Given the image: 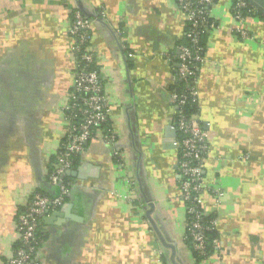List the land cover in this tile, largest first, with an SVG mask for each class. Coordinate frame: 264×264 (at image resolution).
Masks as SVG:
<instances>
[{
  "label": "crops",
  "instance_id": "obj_1",
  "mask_svg": "<svg viewBox=\"0 0 264 264\" xmlns=\"http://www.w3.org/2000/svg\"><path fill=\"white\" fill-rule=\"evenodd\" d=\"M234 0L209 9L198 118L208 134L207 215L218 217L222 257L198 260L186 240V206L173 145L178 45L176 0H0V264L20 242L18 217L49 187L65 134L63 108L76 66L69 35L79 10L117 139L97 130L76 159L70 193L41 218L33 264H264V21L241 39ZM122 153L118 161L115 152Z\"/></svg>",
  "mask_w": 264,
  "mask_h": 264
},
{
  "label": "built area",
  "instance_id": "obj_2",
  "mask_svg": "<svg viewBox=\"0 0 264 264\" xmlns=\"http://www.w3.org/2000/svg\"><path fill=\"white\" fill-rule=\"evenodd\" d=\"M217 0H176L185 19V41L178 45L176 56L178 83L182 89H173L170 97L176 107V138L173 145L179 152L178 172L181 199L186 206V240L200 257H222V243L219 237L210 239L209 233L217 231L218 217L205 213L204 194L208 191L203 175L204 163L209 151L208 134L197 114L185 112L187 105L199 102L197 88L199 66L204 63L202 37L216 24L209 16V9ZM232 12L238 21L236 30L241 39L251 34L243 28L246 20L260 13L249 0H234ZM261 14V13H260ZM264 21V14L261 15ZM93 21L79 10L72 15L69 30L71 54L75 61L76 75L67 104L63 108L66 123L55 166L49 174L50 187H58V195L49 197L36 192L27 208L19 215L17 229L20 242L13 257L7 264H33V259L42 244L40 233L41 218L55 213L68 197L72 181H66V173L73 170L75 160L85 151L87 144L97 130L107 125L110 107L104 92V82L97 65L95 50L91 47V27ZM252 37V36H251ZM106 142L114 143L117 136L113 130L104 133ZM118 161L122 153L115 152ZM210 248L213 250L211 253Z\"/></svg>",
  "mask_w": 264,
  "mask_h": 264
},
{
  "label": "trees",
  "instance_id": "obj_3",
  "mask_svg": "<svg viewBox=\"0 0 264 264\" xmlns=\"http://www.w3.org/2000/svg\"><path fill=\"white\" fill-rule=\"evenodd\" d=\"M204 37H205V36H203V37H202V40H201V43H202L203 48H204ZM182 42H183V41H182ZM173 89H178V90L182 89V85H181V83H176V84L174 85ZM198 111H199V105H198L197 103H196L195 105H187V106L185 107V112L188 113V114H197ZM109 130H112V129H111L110 123L108 122L106 126H105V125L103 126V131H104V133H106V132H108ZM76 165H77V160H75V163H74L73 169H75ZM65 180L71 182V181H72V176H66V177H65ZM72 182H73V181H72ZM39 193H41V194H43V195H47V196H49V197H55V196L58 195V187H49L45 192L40 191ZM66 199H67V198H66ZM209 216H210L209 218L213 217V215H209ZM209 237H210V239H214V238L218 237V233H217V231H212V232H210V233H209ZM187 242H188V243L190 244V246H191L190 241L187 240ZM191 247H192V246H191ZM192 249H193V248H192ZM210 251H211V253H213V250H212L211 248H210ZM193 252H194V254H195V257H196L198 260L205 259V258H203V257H200V256L198 255V253H196L194 250H193Z\"/></svg>",
  "mask_w": 264,
  "mask_h": 264
},
{
  "label": "water",
  "instance_id": "obj_4",
  "mask_svg": "<svg viewBox=\"0 0 264 264\" xmlns=\"http://www.w3.org/2000/svg\"><path fill=\"white\" fill-rule=\"evenodd\" d=\"M249 2L254 6L261 14H264V0H249ZM88 18V17H87ZM177 134L174 128H172L171 138L173 141L175 140ZM66 176H77V172L74 170H70L66 173ZM47 187H50L48 183H46Z\"/></svg>",
  "mask_w": 264,
  "mask_h": 264
}]
</instances>
